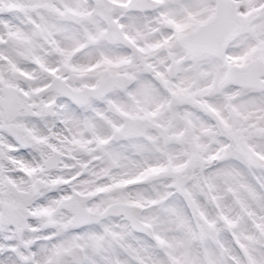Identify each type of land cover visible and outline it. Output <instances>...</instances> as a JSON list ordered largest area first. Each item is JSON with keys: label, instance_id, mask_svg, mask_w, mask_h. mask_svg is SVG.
I'll list each match as a JSON object with an SVG mask.
<instances>
[{"label": "snow or ice", "instance_id": "snow-or-ice-1", "mask_svg": "<svg viewBox=\"0 0 264 264\" xmlns=\"http://www.w3.org/2000/svg\"><path fill=\"white\" fill-rule=\"evenodd\" d=\"M0 264H264V0H0Z\"/></svg>", "mask_w": 264, "mask_h": 264}]
</instances>
